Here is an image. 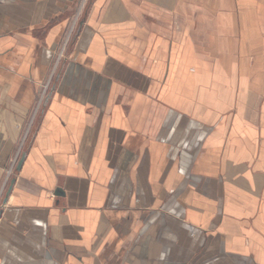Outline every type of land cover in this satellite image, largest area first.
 <instances>
[{"label":"crops","instance_id":"crops-1","mask_svg":"<svg viewBox=\"0 0 264 264\" xmlns=\"http://www.w3.org/2000/svg\"><path fill=\"white\" fill-rule=\"evenodd\" d=\"M0 264H264V0H0Z\"/></svg>","mask_w":264,"mask_h":264},{"label":"rangeland","instance_id":"rangeland-1","mask_svg":"<svg viewBox=\"0 0 264 264\" xmlns=\"http://www.w3.org/2000/svg\"><path fill=\"white\" fill-rule=\"evenodd\" d=\"M14 173V169L11 166V163L9 164V166L6 168V173H5V178L7 180V185L6 187L2 190V195L4 194V192L6 191V188L8 186L9 180L12 177V174Z\"/></svg>","mask_w":264,"mask_h":264},{"label":"water","instance_id":"water-1","mask_svg":"<svg viewBox=\"0 0 264 264\" xmlns=\"http://www.w3.org/2000/svg\"><path fill=\"white\" fill-rule=\"evenodd\" d=\"M23 160H24V155H22L21 158L19 159V161H18V163H17V166H16V171H18V170L20 169V167H21V165H22V163H23ZM13 183H14V180H12V181L10 182V185H9V187H8V189H7V193H6V195L9 194V192H10V190H11V188H12Z\"/></svg>","mask_w":264,"mask_h":264}]
</instances>
